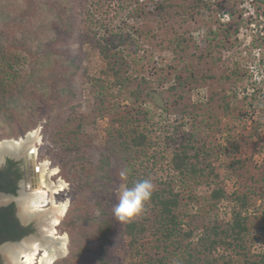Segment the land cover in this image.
<instances>
[{
    "label": "rangeland",
    "instance_id": "374dc122",
    "mask_svg": "<svg viewBox=\"0 0 264 264\" xmlns=\"http://www.w3.org/2000/svg\"><path fill=\"white\" fill-rule=\"evenodd\" d=\"M155 1L160 0H59L72 13L70 30L60 29L54 21L51 32L33 33L26 44L5 46L11 60L0 59V79L9 73V80L17 74L27 76L43 65L40 58L45 60L47 53L51 62L60 60L63 66H72L63 84L71 90L70 108L54 114L53 125L46 126L47 119H43L33 129L39 130L40 161H49V167L58 170L54 180L66 184L56 199L68 202L57 226L58 234L67 236V246L53 264L66 259L72 239L81 237L70 235L63 223L74 214L70 212L73 200L80 208L77 213L87 219L83 222L86 240L81 242L88 249L71 259L72 263L95 264L105 250L114 264H130L131 237L126 226L134 220L145 223V238L152 242L139 246L140 259L150 250L157 257L166 255L165 242L153 235L151 202L125 222L113 214L119 189L130 187L128 182L137 177L152 183L173 182L182 202L178 210L182 228L194 230L193 244L207 226L231 222L235 212L241 211L251 228L245 251L239 254L222 246L214 255L232 264H260L264 253V3L203 0L205 5L196 6V0H163L164 6L157 7ZM24 2L10 4L11 15ZM50 9L49 4L40 18ZM12 26L10 34L19 27ZM10 39L14 41L13 36ZM111 41L113 52H120L131 64L126 74L131 79L125 86L116 84L99 49ZM259 42L263 45L257 48ZM140 89L141 94H134ZM98 92H105L104 101L98 100ZM33 130L23 127L12 135L0 119V141ZM132 131L148 134V144L126 148L122 142H130ZM188 135L208 150L200 167L208 164L213 174L207 170L196 178L175 170L174 152ZM103 156L111 160L112 182L88 191L83 186L88 175L102 182L92 176ZM215 188L226 191L216 205ZM108 222L112 230L107 240L101 238L105 233L100 225L103 228ZM167 251V264H179L184 250L174 252L169 246Z\"/></svg>",
    "mask_w": 264,
    "mask_h": 264
},
{
    "label": "trees",
    "instance_id": "16d2710c",
    "mask_svg": "<svg viewBox=\"0 0 264 264\" xmlns=\"http://www.w3.org/2000/svg\"><path fill=\"white\" fill-rule=\"evenodd\" d=\"M25 0L24 3L17 4L11 15L9 8L10 4L15 0L0 1V59L7 60L9 62L11 56H8L7 48L8 44H26L33 39V33L40 34L51 32L54 28L53 23L59 25L60 29L70 30L73 25L72 13L69 7L59 3V0ZM161 1V0H160ZM155 1L157 7L164 6L163 0ZM264 3V0H260ZM51 5L49 14L45 18H40L42 12L46 9L47 5ZM206 4L203 0H196L195 5L199 6ZM53 22V23H52ZM40 23V24H38ZM4 25V26H3ZM19 26L18 28L14 26ZM10 26L17 29L16 32L10 34L8 30ZM21 27V28H20ZM32 33V34H29ZM46 34L45 37H47ZM13 36L14 41H11L10 37ZM264 42V40H262ZM263 44L259 42L258 46ZM260 48V47H259ZM101 53L108 60L109 69L112 75L115 77L116 84L125 86L126 82L131 79L130 76H126L130 69L131 64L127 61L120 52H113L112 41L99 47ZM50 53H47L45 60L40 58L43 65L35 67L34 71L27 76L23 74L15 75V80H9L3 76L0 79V119L5 122V126L10 128L13 132L12 135H17L19 130L24 127V131L33 130L38 127V124L47 119L46 126L53 125L54 114H60L67 107L70 108V96L71 90L65 87L63 84L67 80V71L72 69L71 65L63 66L60 60L51 62ZM47 60V61H46ZM11 65V64H10ZM12 66V65H11ZM22 69V67H21ZM19 69L20 72L22 70ZM126 71V73H124ZM1 72V71H0ZM73 75V74H72ZM132 75V73H131ZM97 82V79H93ZM135 92V91H133ZM97 98L101 102L106 99L105 92H98ZM134 94H141V89ZM143 94V92H142ZM148 94V93H147ZM152 94V93H150ZM46 109H45V108ZM147 114V113H146ZM76 132V131H75ZM3 133L1 136H5ZM132 139L130 142L123 141L122 144L126 148H132L133 146L143 147L148 144V134L137 133L132 131ZM119 137H123L122 134ZM194 137V135H193ZM188 135L186 140L180 145L174 152L173 166L179 173L186 175H192L196 178L202 177L209 170L208 174L212 173V168L207 169V166L200 167L202 155H207L208 150H204L198 142L195 141V137ZM79 149V145H77ZM196 160L193 162V160ZM102 164L97 167L94 173L95 178H100L102 182L97 183L93 181L88 175L87 179H84V187L89 190H100L106 184L112 182L111 172L109 170L111 160L108 157L103 156ZM210 165V164H209ZM105 168V170H104ZM104 170V172H103ZM131 175L129 178H133ZM134 180L128 182L129 186L134 185ZM154 191L148 202L153 204L151 208L152 220H153V235L165 242L166 255L157 257L156 254L150 250L145 254V259H140L141 251L139 246L151 244L149 239L145 238V232L148 230L145 223L141 221H131L126 226V233L131 237L130 252L132 260L130 264H167L168 248L173 246L174 252L176 250H184L179 255V264H232V260L215 257L214 253L222 246L234 249L239 254L245 251L248 236L250 234V224L248 217L244 216L241 211L235 212L231 222H218L213 225L207 226V230L202 234L196 244H193L191 238L193 237L194 230L185 232L182 228V217L178 210L182 206L180 193L175 191V187L172 181L159 180L154 181ZM90 188V189H89ZM226 197V191L223 188H215L212 191V198L215 200V205L222 198ZM147 202V203H148ZM76 203V202H75ZM74 203L71 205L70 212L74 213L71 217L64 220V224L67 226V231L73 236L74 233L81 234L80 239L73 238L70 242L69 248L71 250L70 255L59 264H74L71 259L79 256L82 250L88 249L81 240H86L85 224L87 219L81 213H77L80 209ZM147 205V204H146ZM148 209V206L146 207ZM105 227H101L100 230H104L105 235L101 238L107 239L111 233L112 226L110 223H104ZM191 226V222H188ZM141 236H144L143 240ZM190 240V241H187ZM162 247V245H160ZM159 247V248H160ZM79 253V254H78ZM104 250L99 257V261L95 264H114L107 256ZM245 258L247 253H244ZM143 260V261H142ZM247 262L249 258H246ZM260 264L264 263V253L260 255ZM250 264H259L256 262H250Z\"/></svg>",
    "mask_w": 264,
    "mask_h": 264
},
{
    "label": "bare ground",
    "instance_id": "6f19581e",
    "mask_svg": "<svg viewBox=\"0 0 264 264\" xmlns=\"http://www.w3.org/2000/svg\"><path fill=\"white\" fill-rule=\"evenodd\" d=\"M39 141V130L28 133L25 140H4L0 142V157L2 158L7 153L20 154L23 151L27 153L32 149L37 150L35 143ZM36 150L34 158L29 160L34 170H40V178L34 189H30L27 195L23 196V208L27 216L37 217L43 222L41 228L43 233L40 238L38 237L39 239L33 237L19 244L6 246L4 251L7 264H53L59 256L66 252L67 236L59 235L57 226L60 218L67 211L68 202H59L56 199L65 190L66 184L61 179L54 180V177L58 175V170L51 169L49 161L40 164L37 168ZM47 205L50 207L46 209ZM40 251L43 252L41 256Z\"/></svg>",
    "mask_w": 264,
    "mask_h": 264
},
{
    "label": "flooded vegetation",
    "instance_id": "af4514ba",
    "mask_svg": "<svg viewBox=\"0 0 264 264\" xmlns=\"http://www.w3.org/2000/svg\"><path fill=\"white\" fill-rule=\"evenodd\" d=\"M27 137L28 133L25 136L8 140L21 141ZM35 144L37 150L32 149L27 153L23 151L20 154L7 153L2 158L0 157V192L17 197L16 202L6 207H0V264H7V256L4 251L6 246L21 243L30 237L40 238L43 233L41 229L43 222L37 217L27 216L28 214L23 208V196L27 195L30 189H34L38 184V178H40V170H34L30 161L34 158L36 150L37 168L42 163L40 161V148L37 146L39 143L36 142ZM49 206L46 207L49 208ZM42 254L43 252L40 251L39 255Z\"/></svg>",
    "mask_w": 264,
    "mask_h": 264
},
{
    "label": "clouds",
    "instance_id": "9594fccd",
    "mask_svg": "<svg viewBox=\"0 0 264 264\" xmlns=\"http://www.w3.org/2000/svg\"><path fill=\"white\" fill-rule=\"evenodd\" d=\"M125 173H121L123 177ZM154 191L151 179H144L134 183L133 186H122L118 191V203L113 207V214L121 222L131 220L139 215L145 204L150 200ZM17 201L8 193L0 192V207H6Z\"/></svg>",
    "mask_w": 264,
    "mask_h": 264
}]
</instances>
